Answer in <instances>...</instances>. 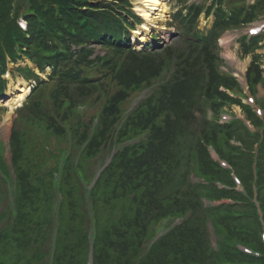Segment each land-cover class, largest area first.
<instances>
[{
	"label": "trees",
	"instance_id": "obj_1",
	"mask_svg": "<svg viewBox=\"0 0 264 264\" xmlns=\"http://www.w3.org/2000/svg\"><path fill=\"white\" fill-rule=\"evenodd\" d=\"M171 1L174 42L137 49L130 29L142 19L130 0H0V95L9 63L51 68L47 79L16 69L35 85L13 121L11 169L0 148V264H86L89 250L94 264H264V113L222 69L219 42L263 18L264 0ZM202 14L210 27H201ZM239 42L241 55H252L246 79L257 93L264 34ZM102 95L99 113L84 119L79 106ZM233 105L254 130L236 115L222 120ZM68 142L55 187L57 165L43 169L44 151ZM109 148L110 163L89 193L80 191L75 152L85 163ZM169 219L180 221L152 242Z\"/></svg>",
	"mask_w": 264,
	"mask_h": 264
},
{
	"label": "rangeland",
	"instance_id": "obj_2",
	"mask_svg": "<svg viewBox=\"0 0 264 264\" xmlns=\"http://www.w3.org/2000/svg\"><path fill=\"white\" fill-rule=\"evenodd\" d=\"M252 1L254 0H251V2ZM136 2H138V0H130V3L132 5V10L135 12V14L138 15L139 12H136V9H135ZM167 3H168V13L166 14L165 18L157 19L155 25L152 27L154 31H151L150 29L151 32L148 38L144 36L140 38L141 42L138 41V43L135 45L137 49L143 48L145 43L162 44L165 41L166 44H171L174 42V37L176 36L175 28L172 27L169 24V22L171 19V14L176 11L178 6L175 1L168 0ZM211 21H212V17L209 20V25ZM206 23L207 21L203 15L200 19L201 27H204ZM22 24L24 25L23 22ZM260 24H264V17L261 18V20L255 22L252 26L260 25ZM247 32H248V26L242 29L229 30L221 38L222 56L225 59L223 68L225 70L232 71L239 78L244 77L246 69L252 59V55H248L245 57L241 55L240 44L238 42L240 36L243 34H246ZM96 52L100 53L101 55L105 53V51L102 50L99 46H96ZM258 52L264 53V44H263V47L258 50ZM263 62H264V59H263ZM25 65H28L29 67H33L35 71L39 73L42 78H45V79L48 78V74L51 72V68L47 66L46 72L41 73L40 70L36 67V65L28 59L19 61L17 64H14V63L9 64V72L8 74H6L7 78L5 77L7 79V91L6 92L4 91L5 93L0 95V148L4 144V147H6L7 149L5 160L8 166L10 167V169H11L10 152H9L10 133H11L13 121L17 117V114H19V109L16 110V107L15 109H12L11 106L7 103L10 100H13L14 93H17V91L13 90V87H15L14 89L19 88L20 82H18V80L20 79L24 80L23 78H19V75L16 72L17 71L16 69L18 66L24 67ZM163 75L154 81L155 86H157L159 83H161L165 79L166 75L164 76ZM34 82L35 81L31 80L28 83L29 85L31 84L35 85ZM23 89H25V87H22V90ZM30 91L31 89H29V93ZM149 91L150 89H146L144 92H140L137 96L132 97L126 104V110H130L135 105L136 100L143 97ZM257 98L259 99L264 98V87L262 85H258ZM104 99H105L104 95H102L98 101H96L95 98L88 99L87 101H85L79 106L80 107L78 109L79 114L82 117H84V119L89 118L92 115L93 116L97 115L103 105ZM244 101L246 102L247 99H244ZM228 113L229 114L227 115V118H230L234 114L236 116H240V117L242 116L241 108L239 106H232V111L228 110ZM5 120L7 121L9 125L8 127L5 126L6 125ZM30 134L35 135V136L37 135L34 132H31ZM35 136H30V137H35ZM72 147H73L72 142H68V144L63 146L62 148H59L56 145H51L49 148L46 147L44 151V155H46V159L41 162V165L45 166L43 167V169L45 168L50 169L55 165V163L57 165V170L54 172L55 178L53 180V186L55 187H57L61 182L63 166L67 161L68 155L71 154L72 152ZM110 150L111 148L108 149V153L107 151L102 152L101 155L96 160L88 161L85 163H83L81 161V158H79V151L75 152L76 166L74 168V171L79 181L80 191L82 188V191H84V193H89V190L93 188L94 182L97 178V173L100 171L101 166L105 164V162L110 157ZM1 171H2L1 175H3V179H6L8 183H11V181L6 175L5 167L3 165L1 166ZM0 186L1 187L3 186L1 185V182H0ZM5 187L9 194V192H11V189H9V184H7ZM60 188H61V184H60ZM56 192L62 193L61 190L60 191L57 190ZM174 222L175 220L173 221L170 219L167 221L161 222L156 227L157 233L163 234L164 231L169 227V225H171Z\"/></svg>",
	"mask_w": 264,
	"mask_h": 264
},
{
	"label": "bare ground",
	"instance_id": "obj_3",
	"mask_svg": "<svg viewBox=\"0 0 264 264\" xmlns=\"http://www.w3.org/2000/svg\"><path fill=\"white\" fill-rule=\"evenodd\" d=\"M167 1L168 0H138V2L135 3L136 12H139V15L142 17L144 22L133 32V39L141 42L140 38H142L143 36L148 38L150 32L154 31L152 27L155 25L157 19H164L166 14L168 13ZM18 82H20L19 88L14 89L15 87H13V90L17 91V93H14L13 100H10L7 103L11 106L12 109H15V107L22 105L24 100L29 95L28 93L30 88L28 83H26L22 79L18 80ZM22 87H25V89L22 90ZM5 123V126L8 127L9 125L6 120Z\"/></svg>",
	"mask_w": 264,
	"mask_h": 264
},
{
	"label": "clouds",
	"instance_id": "obj_4",
	"mask_svg": "<svg viewBox=\"0 0 264 264\" xmlns=\"http://www.w3.org/2000/svg\"><path fill=\"white\" fill-rule=\"evenodd\" d=\"M139 24H140V23L136 24V25H135V28H136V26H139ZM25 28H26V27H25ZM135 30H136V29H135ZM133 43L136 45V42L133 41ZM146 44H147V43H145L144 46H145ZM26 59H28V58H26ZM28 60H30V59H28ZM30 61H31V60H30ZM11 63H12V62H11ZM9 64H10V63H9ZM8 72H9V71H8ZM8 72H7V74H8ZM18 75H19V74H18ZM5 77H6V75H5ZM20 77L24 78L23 76H20V75H19V78H20ZM6 78H7V77H6ZM25 80H26V78H25ZM25 80H24V81H25ZM29 81H31V80H26V83H28ZM33 81H34V80H33ZM28 85H29V83H28ZM32 87H33L32 84L29 85V88H30V89H31ZM6 91H7V88H6L5 92H6ZM5 92H3L2 94H4ZM2 94H1V95H2ZM28 96H29V95H28ZM28 96H27V98H28ZM27 98L24 100V102L27 100ZM24 102L22 103V105L24 104ZM22 105L16 107V110H17L18 108H20ZM16 110H15V111H16ZM9 152H10V149H9ZM10 154H11V153H10Z\"/></svg>",
	"mask_w": 264,
	"mask_h": 264
}]
</instances>
